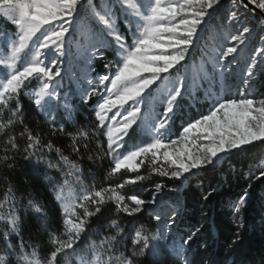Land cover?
I'll list each match as a JSON object with an SVG mask.
<instances>
[{
	"label": "snow or ice",
	"instance_id": "obj_1",
	"mask_svg": "<svg viewBox=\"0 0 264 264\" xmlns=\"http://www.w3.org/2000/svg\"><path fill=\"white\" fill-rule=\"evenodd\" d=\"M221 5L222 0H0V17L15 27L11 33L0 30V264H202L194 249L202 228L193 224L184 231L186 204L161 199L162 192L176 189L155 182L148 199L123 190L150 178L140 174L145 160L151 174L183 184L202 172L225 171L226 164L231 174L236 154L264 146V93L257 88L264 75V0H230L222 14ZM205 33L214 36L210 50L202 47ZM249 41L259 47L245 60L233 92L230 78L235 80ZM197 51L199 70L169 80ZM107 52L115 59L104 64V73H94V62ZM73 63L81 72H73L75 91H66L63 73ZM160 84L162 114L145 115L146 97ZM185 93L202 94L207 108L173 137L172 116ZM76 97L91 107L94 119L68 132L61 120L76 124ZM37 116L48 124L49 138L39 124L31 125ZM138 127L147 142L126 149ZM57 133L69 138L66 147L57 145ZM105 159L108 182L85 186L77 196L68 178L79 187L82 178H95L81 165ZM65 165L69 172L61 171ZM17 169L20 181L13 175ZM248 171L249 178L258 173L264 179V164ZM208 188L205 201L219 195L215 177ZM248 202L243 190L226 207L239 218ZM123 216L131 218L127 225ZM236 228L224 240L237 256L233 264H264V250L258 258L241 252L247 229L242 220ZM33 229L48 237L43 259L25 241Z\"/></svg>",
	"mask_w": 264,
	"mask_h": 264
},
{
	"label": "trees",
	"instance_id": "obj_2",
	"mask_svg": "<svg viewBox=\"0 0 264 264\" xmlns=\"http://www.w3.org/2000/svg\"><path fill=\"white\" fill-rule=\"evenodd\" d=\"M0 28L9 31L13 29V26L3 17H0ZM202 47L209 49L206 46V42L202 44ZM105 57V59H97L94 62L93 68L95 73H104V64L115 59L111 52L105 53ZM189 63H194L196 65L201 63L199 51L194 53V60ZM180 72L181 69L179 72H173L172 76L174 77ZM238 81H231L232 87L237 88ZM258 84L259 91L264 93L263 75ZM156 88L157 86L152 87L151 92L148 95L149 98L152 97L153 91ZM95 99L96 98L93 97V101H95ZM193 99L199 100H196L194 105H190L189 101L184 97L180 100L179 106L176 108L172 116V123L174 124L176 132L181 129L182 125H186V123L191 122L195 116L206 111L207 103L202 94L195 95ZM74 102L78 104V97L74 98ZM27 103L28 102L25 99V104L27 105ZM91 103L92 101H90V105ZM162 110L163 105L159 102L157 111L162 113ZM74 115L76 119L75 125L61 120L62 123H65L68 132H74L76 128L87 125L94 119L91 114L90 106L78 104V110ZM37 124L40 125V129L38 130L43 132L45 138H49L47 135L49 131L48 124L39 116L31 122L33 127ZM56 142L58 146L66 147L70 141L68 137L61 136L57 133ZM142 142H147V139L138 127L135 133L131 135V138L127 140L126 149L130 148L133 144ZM0 148H2V145H0ZM2 155L3 152L0 151V156ZM65 155L69 157L70 161L75 160L77 163L79 162L78 159L68 151H65ZM236 162H251L248 167H251L255 172L257 167L264 164V146L257 145L249 148L246 152L236 154V156L233 157L231 174H229V166L226 164L224 166L226 169L225 171L202 172L199 179L184 181L183 184H181L180 181H174L151 174L150 163L148 160H145V163L140 170V174L149 176L150 178L142 183L126 186L123 190V194L126 196L140 194L143 198L148 199L151 192L154 190L155 182H162L165 185L176 189V191L172 192L166 191L161 195V199L165 203H171L176 199H180L186 204L188 216L185 218L184 223L180 225L184 231H187L189 226L193 224L196 227L202 228L201 242L199 243L198 248L197 246H194V249L198 251L197 259L202 261V264H209L211 260L217 259L224 261V264H233V261L237 259V256L229 254L224 240L226 237L231 238L234 236L235 231L237 230L236 225L239 220L243 221L247 229L245 232H242L244 235V245L242 246L241 252L248 253L253 258H258L261 250H264V179H257L258 173H255L249 178L248 167H244L242 166V163L237 164ZM81 167L91 169V171L95 173V178L92 176L82 178L83 184L80 185L81 188L97 184L103 185L108 182L107 170L109 168V163L106 159L99 161L96 166H93L91 162H88L87 164H82ZM21 171L22 169H17V173L13 174L17 181L23 179V177L19 175ZM61 171L66 172L65 168ZM237 172L242 173L239 178H237ZM50 174L56 175V172L50 170ZM32 175L34 179L37 181L39 180V177H37L35 173H32ZM213 177H215V181L220 184V192L219 195L214 197L211 201H205L203 200V193L205 189L209 192L212 191L211 188H208V184L212 181ZM59 179L63 182L64 176L61 175ZM111 180L115 183H122L120 177H112ZM4 187L5 186L0 185V199H3ZM243 190L248 191L249 202L247 207L241 212L240 217L237 218L233 214H230V210L227 209L226 204L235 199ZM39 191L43 192L44 190L39 189ZM15 195L19 197L22 193L18 192L15 193ZM52 213H55V208L52 209ZM146 216L147 212L144 213V217ZM144 217H141V219ZM122 220L124 224L127 225L131 218L123 216ZM94 227H96V225H94ZM91 239H96V237L93 236ZM25 241L30 245L36 246L38 256L43 259L48 247V237L46 235H39L37 231L33 229L31 235L25 236Z\"/></svg>",
	"mask_w": 264,
	"mask_h": 264
},
{
	"label": "rangeland",
	"instance_id": "obj_3",
	"mask_svg": "<svg viewBox=\"0 0 264 264\" xmlns=\"http://www.w3.org/2000/svg\"><path fill=\"white\" fill-rule=\"evenodd\" d=\"M229 7H230V0H222V5H221V7L219 9L220 13L222 14ZM12 26H13V29L8 31L10 33L15 31L14 25H12ZM0 30H2V29L0 28ZM204 35L206 36V40H207L206 41V46L209 49H211V47H212V41L214 39V36L211 33H205ZM254 47H259L258 41L255 44L252 41H249L247 43V45L243 48L240 56L238 57L239 66L236 68L235 80H232L230 78V82L231 81H238L239 80L238 81V86H239V84H240V76H241L242 70L244 68V62L249 57V55L252 54V49ZM199 65H200V63L197 64V65L194 64V63L186 64L184 66V68L181 69V72L178 73L177 75H179L181 73H184L186 70L188 71L189 74H195L199 70ZM3 71H4V69L3 68H0V72H3ZM73 72L80 73L81 72L80 66L79 65H76L74 63L73 64H69V65L66 66V69H65V71L63 73V75H64V81H63V83H64V86H65V90L66 91H75L76 83H75L74 78H72L73 77ZM176 76L169 77V80H175ZM70 78H72V79H70ZM154 86H156V85H154ZM163 87H164V85L163 84H160L159 87H157L156 89H154L152 97H150V98L148 96L146 97V101H145V105H144L145 115H149L150 114L152 116H156L158 114H162V113H159L157 111V106H158L159 102H161V104L163 105V103H162V95H161V90L163 89ZM257 88L259 90V84H257ZM235 91H236V88L233 87V92H235ZM183 97L189 101L190 105H194L195 104V101L196 100H199V99H195L194 100L193 99L194 96L193 95H189V93H185ZM180 131H181V129L176 132L175 129H174V124L172 123V134H173V137H175L176 135H178ZM181 147H182V145H179V144L176 146L177 150H179ZM64 168H65L66 172H69L70 171V169L68 168L67 165H65ZM68 179H69V186L75 192V194L77 196H79L81 194L82 188L80 186L78 187L76 184L72 183V178L71 177H69ZM165 192H162L160 194V196L163 195Z\"/></svg>",
	"mask_w": 264,
	"mask_h": 264
}]
</instances>
